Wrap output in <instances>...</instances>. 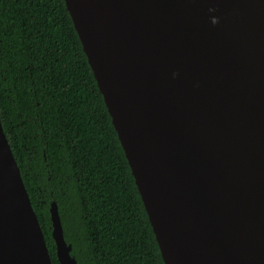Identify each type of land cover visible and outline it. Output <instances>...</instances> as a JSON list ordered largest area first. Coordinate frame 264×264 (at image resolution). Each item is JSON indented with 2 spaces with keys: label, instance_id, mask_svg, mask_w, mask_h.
Here are the masks:
<instances>
[{
  "label": "water",
  "instance_id": "95a60500",
  "mask_svg": "<svg viewBox=\"0 0 264 264\" xmlns=\"http://www.w3.org/2000/svg\"><path fill=\"white\" fill-rule=\"evenodd\" d=\"M64 1L163 263L264 264V0ZM0 264H53L1 117Z\"/></svg>",
  "mask_w": 264,
  "mask_h": 264
},
{
  "label": "trees",
  "instance_id": "16d2710c",
  "mask_svg": "<svg viewBox=\"0 0 264 264\" xmlns=\"http://www.w3.org/2000/svg\"><path fill=\"white\" fill-rule=\"evenodd\" d=\"M0 117L53 264V201L78 264H164L64 0H0Z\"/></svg>",
  "mask_w": 264,
  "mask_h": 264
},
{
  "label": "clouds",
  "instance_id": "9594fccd",
  "mask_svg": "<svg viewBox=\"0 0 264 264\" xmlns=\"http://www.w3.org/2000/svg\"><path fill=\"white\" fill-rule=\"evenodd\" d=\"M210 11H214V9H210ZM213 23H218V20L213 18Z\"/></svg>",
  "mask_w": 264,
  "mask_h": 264
}]
</instances>
